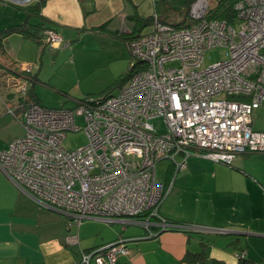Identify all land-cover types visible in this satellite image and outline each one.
<instances>
[{
	"label": "built area",
	"instance_id": "2783aa9c",
	"mask_svg": "<svg viewBox=\"0 0 264 264\" xmlns=\"http://www.w3.org/2000/svg\"><path fill=\"white\" fill-rule=\"evenodd\" d=\"M213 2L191 4V27L155 18L151 33L130 41L131 66L143 69L117 95L90 96L59 109L21 101L25 135L0 151V170L62 213L69 229L103 219L140 225L149 238L170 230L202 231L159 216L171 187L157 181V164L169 160L177 175L190 157L230 166L239 155L264 153V131L254 129V112L264 104V0L238 2L236 26L207 18ZM45 36L51 47L62 46L56 31ZM215 47H228V58L202 69L206 51ZM20 68L22 76L9 82L26 99L30 88L23 80L33 65ZM81 117L84 127L78 125ZM155 119L163 120L165 131H158ZM82 129L87 145L64 148L67 132ZM68 242L79 244V236ZM129 254L127 240L119 239L83 252L80 264H121Z\"/></svg>",
	"mask_w": 264,
	"mask_h": 264
},
{
	"label": "crops",
	"instance_id": "0c3cea01",
	"mask_svg": "<svg viewBox=\"0 0 264 264\" xmlns=\"http://www.w3.org/2000/svg\"><path fill=\"white\" fill-rule=\"evenodd\" d=\"M38 1L0 0V10H5L0 11V29L26 21L32 25L45 24L44 27H52L62 37L63 44L53 48L46 36L41 44L21 34L8 37L4 41L5 54L0 52V88L12 89L9 79L22 76L20 67L26 63L22 61L38 60L41 46V59L46 50L65 54L61 67L77 77L81 76L79 72L89 75L91 71H100L104 73L96 76L98 79L110 80V72L120 73L131 65L132 56L124 37L149 34L154 29L153 23L143 27L140 20L157 18L176 25L185 18L184 15L181 21L174 22L175 0H49L41 11L43 20L28 19L23 9ZM3 14L7 17L5 23L17 22L3 24ZM13 40L20 47L33 50V56L23 55L22 50L14 52ZM30 81V90L42 105L35 84L43 83L37 75ZM95 91L83 88L80 79L78 88L74 86L60 93L76 105L77 99ZM13 96L9 92L7 98L11 102L3 101L7 113L15 119L0 116L4 127L12 129L6 138L2 136L4 129H0V151L25 135L20 97L13 102ZM169 184L171 189L159 208V216L167 222L202 231L170 230L149 238L140 225L103 219L87 220L80 227L69 229L62 213L33 199L0 170V264H80L83 252L119 239L127 240L130 250L129 256L120 259L121 264H264V153L239 155L230 166L190 157L185 169ZM198 233H204L205 238L193 236ZM76 234L79 244L71 245L68 238ZM202 252L200 260L193 258ZM242 252L247 254L240 260L238 254Z\"/></svg>",
	"mask_w": 264,
	"mask_h": 264
},
{
	"label": "rangeland",
	"instance_id": "374dc122",
	"mask_svg": "<svg viewBox=\"0 0 264 264\" xmlns=\"http://www.w3.org/2000/svg\"><path fill=\"white\" fill-rule=\"evenodd\" d=\"M213 6H216V4L213 2L211 3ZM161 5V2H160ZM174 11L176 13H173V20L174 22H179L178 20H182L184 17V10H185V0H175V5H174ZM12 9H15L12 7ZM2 12H5V10H0ZM3 20V24H12L14 25L17 20L12 21V23H5L7 20V17L4 16V14L1 16ZM25 19L23 15L22 21ZM22 21H19L22 22ZM34 21V19H33ZM18 24V23H16ZM6 26H11V25H6ZM13 43H15L14 52H23V55L25 56H33V50H29L28 48H23L19 46V43H17L15 40H13ZM18 44V45H17ZM36 45V44H35ZM34 47V46H32ZM13 48V44H11V49ZM42 46L40 48V55L38 57V60L35 59H26L27 61H20L21 63L26 62L27 64L33 65V73L32 76H38V78L41 80L43 84L36 83L35 87L37 89V92L42 100V106L46 108H51V109H59V108H72L75 106L74 102L68 101L61 93L60 90H70L74 86L76 88L79 87L80 85V79H81V84L83 88L88 89H93L96 90L95 93H90V95H104L108 92L110 89L111 93L113 95H116L120 92V80L121 77L128 71L129 65L120 70L121 72L119 73L118 71H112L110 72V75L112 76L110 80H100L96 76L101 75L104 72H92L87 75V72H79L81 74L80 77H77V75L69 70H67L65 67H61L62 64V59L64 57L63 54H59V52L54 51L51 52L50 50H46V53L43 55V58L41 59V51H42ZM228 52L229 48L228 47H215L211 48L206 51L204 60L202 63V69L208 68L210 65L224 61L228 58ZM68 59L71 60L69 57ZM41 60L43 62L41 66ZM66 60V59H65ZM69 60V61H70ZM61 62V63H60ZM64 62V61H63ZM41 67V68H40ZM102 71V70H101ZM105 71V70H103ZM55 72H58L57 75ZM108 74V73H107ZM87 76V77H86ZM7 80V78H6ZM23 82H27V85L29 88L32 87V83L30 81V77H28V80H23ZM50 84L51 87H48L46 85ZM128 84V83H127ZM126 84V85H127ZM61 86V87H58ZM55 87L56 89H54ZM13 94V102L18 100V95L14 91V88H0V116L1 117H9L10 119H15L12 117V115L7 113V109L5 108L6 106L4 105L3 101L5 99L7 100V93ZM87 96V95H86ZM85 95H83V98ZM10 99H8L9 101ZM12 100V99H11ZM10 100V102H11ZM254 129L255 130H262L264 131V104L254 112ZM155 127L158 129V131L163 132L166 130L164 122L162 119H155L151 121ZM78 125L81 127H84L85 122L84 118H79L78 119ZM3 128V135L4 138H6L11 132V130H7L6 127L0 122V129ZM9 132V133H8ZM88 139L87 136L85 135V132L82 130L75 132V131H68L67 136L63 142V147L68 149V150H75L80 147H83L87 145ZM171 163L169 160H162L160 161L157 166H156V173H157V181L162 183V184H167V179H168V169L170 168ZM85 222V221H84ZM131 227V226H130ZM193 236L197 237H203L205 238L204 233H198L194 234Z\"/></svg>",
	"mask_w": 264,
	"mask_h": 264
},
{
	"label": "trees",
	"instance_id": "16d2710c",
	"mask_svg": "<svg viewBox=\"0 0 264 264\" xmlns=\"http://www.w3.org/2000/svg\"><path fill=\"white\" fill-rule=\"evenodd\" d=\"M48 1L49 0H39L35 5L24 8L23 10L26 11L28 19L31 17H37V18L43 20L41 17V11ZM195 1L196 0H186L185 1V11H184L185 18H184V21L180 24L173 25L174 27H176V28H187V27H191L193 24H195L189 17L190 6ZM217 1L218 2L216 4V6L209 12L207 18L209 20H223L232 26H236L238 24V18H237V13L235 11V6L241 0H217ZM154 21L155 20H153V18L152 19L149 18V19L140 20V23L144 24L143 27H146L149 24L154 23ZM44 26H45V24L44 25L43 24L32 25L29 21H26L23 24L15 25V26H12V27H9L6 29H0V52L3 55L5 54L4 41L13 34H21L25 38L32 40L38 44H41L42 38L45 37L46 31L47 30H54L52 27L46 28ZM141 36H143V35L139 34V35H134L131 37H124V40L127 41V43H129L132 40L140 38ZM141 69H143V67L141 68V66H139V65L138 66L136 65L134 67H132L130 65L128 71L121 77L120 84H119L121 89L124 88L126 86V84L132 79V77L137 72H139ZM32 77L33 76L31 75L30 80L32 79ZM110 91L111 90L109 89L106 94L101 95V96H99V95H87L86 97L92 96V97L101 98L103 100H107V99L115 96ZM86 97H84V98H86ZM84 98L77 99L78 100L77 102L82 101ZM20 101H22L26 104L27 103L40 104L36 100V98L34 97V94H32V90L29 91V94H28L26 99L22 98V99H20ZM76 105H77V103H76ZM174 171H175L174 167L171 165L170 168L168 169L167 183L172 182L173 177L175 175ZM202 256H204V252H202L200 254H194L193 258L200 260ZM242 264H245V263H242Z\"/></svg>",
	"mask_w": 264,
	"mask_h": 264
}]
</instances>
